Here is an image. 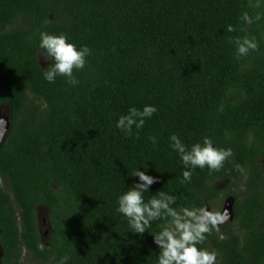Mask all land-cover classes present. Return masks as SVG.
Returning a JSON list of instances; mask_svg holds the SVG:
<instances>
[{
	"label": "trees",
	"instance_id": "1",
	"mask_svg": "<svg viewBox=\"0 0 264 264\" xmlns=\"http://www.w3.org/2000/svg\"><path fill=\"white\" fill-rule=\"evenodd\" d=\"M244 11L264 8L248 0H0V105L11 108L0 146L1 264H58L65 255L67 264H157L152 234L165 222L136 234L117 211L137 169L159 179L146 202L159 191L174 195L177 209L233 196L226 237L213 231L199 247L216 251V264H264V19L245 25ZM41 31L92 50L78 84L44 79L53 62H43ZM244 35L259 51L237 59L230 40ZM145 105L157 112L141 129L127 136L116 127ZM173 134L189 149L210 137L233 155L218 172L186 169ZM185 170L192 179L181 184ZM224 178L227 191L217 184Z\"/></svg>",
	"mask_w": 264,
	"mask_h": 264
},
{
	"label": "clouds",
	"instance_id": "2",
	"mask_svg": "<svg viewBox=\"0 0 264 264\" xmlns=\"http://www.w3.org/2000/svg\"><path fill=\"white\" fill-rule=\"evenodd\" d=\"M248 7L255 10L264 8V0H248ZM264 19V12L256 11L251 15L244 11L240 20L245 25H252ZM48 21H44L47 25ZM235 26L229 24L228 32H235ZM240 31H244L241 27ZM39 48L42 50L44 60H51L50 67L43 73L44 79L50 83L56 78L63 77L71 85L78 84L76 72L81 71L87 64V57L92 55V50L84 45L77 49L74 43L69 42L64 34H51L46 31L40 32ZM236 47V58L247 57L254 51H259V43L255 36H236L230 40ZM157 112L153 105H145L142 110L130 107L126 115H121L116 122V127L127 136L132 135V129H141L147 118ZM8 122L0 116V139L7 134ZM153 145L157 144L155 136L149 137ZM171 147L176 151L186 169L205 168L212 172L220 171L225 162L233 155L231 148H217L213 146L210 137H203L202 143H194L189 149L182 140L173 134L170 136ZM236 172L245 174L244 166L236 164ZM132 176L139 177V182L130 187L118 197L117 211L128 221L133 233L143 234L151 227L154 221H164L160 230L153 235L154 243L159 248L157 264H216L217 252L201 248L207 237L213 231L219 232L220 225L229 219V211L209 210L207 207H183L174 208L176 202L174 195L159 191L147 202L144 193L149 187L159 182L157 177L150 176L144 171L137 169ZM192 171L185 170L180 180L181 184L190 182ZM71 216V215H70ZM38 250L45 251V244L40 243ZM68 255L62 256L58 264H67Z\"/></svg>",
	"mask_w": 264,
	"mask_h": 264
},
{
	"label": "rangeland",
	"instance_id": "3",
	"mask_svg": "<svg viewBox=\"0 0 264 264\" xmlns=\"http://www.w3.org/2000/svg\"><path fill=\"white\" fill-rule=\"evenodd\" d=\"M43 62L46 63V60L43 59ZM9 111H10L9 106L0 107V115L1 116L8 117ZM218 184H219L218 185L219 188L225 189L226 191L228 190L229 183H228L227 179H225V178L219 179ZM225 199H226V197L223 200L220 198L217 200L210 201L205 207H207L209 210L223 211V209L229 207V205H231V202H232L231 198H228L226 202H225ZM229 212H231L233 214V210L231 208L229 209ZM231 213H229L230 217L225 223H228L231 219H233V216L231 215ZM39 220H40L41 232L43 235H46L48 232L49 225H48V221H47V210H46L45 206L40 207ZM233 221L234 220H232L231 222H233ZM225 223H223V224H225ZM222 225H220V231H219L220 234H222V230H221ZM231 227L233 228V230H235L237 226L233 224Z\"/></svg>",
	"mask_w": 264,
	"mask_h": 264
},
{
	"label": "flooded vegetation",
	"instance_id": "4",
	"mask_svg": "<svg viewBox=\"0 0 264 264\" xmlns=\"http://www.w3.org/2000/svg\"><path fill=\"white\" fill-rule=\"evenodd\" d=\"M3 106H9V105H3ZM0 107H2V105H0ZM9 110H10V111H9V116H8L7 118H10V119H11V108H10V106H9ZM0 116H1V115H0ZM2 117H5V116H2ZM5 118H6V117H5ZM8 133H9V132H8ZM7 135H8V134H7ZM2 144H3V143H2ZM2 144H0V146H1ZM225 179H226V178H225ZM227 180H228V183H229V179H227ZM217 184H218V182H217ZM218 185H219V184H218ZM223 190H225V189H223ZM240 194H243V193H240ZM222 196H223V195H222ZM223 197H224V198L226 197L225 202L227 201L228 198H231V199H232V202H231V205H232V206H231L230 208L233 210V209H234V208H233V204L235 203V199L233 198V196L230 195V196H228V197H227V196H223ZM224 198H223V199H224ZM230 208H228V211H229ZM229 213H231V212H229ZM231 215H232L233 218H234V210H233V214L231 213ZM229 217H230V216H229ZM232 220H233V219H231L229 222H231ZM235 223H236V222H235ZM223 225H224V224H223ZM223 225H222V226H223ZM229 230H230V229H229ZM231 230L233 231V229H231ZM226 235H227V233H225L224 230H223V231H222V237H224V236L226 237ZM1 256H2V251H1V248H0V260H1ZM0 264H1V261H0Z\"/></svg>",
	"mask_w": 264,
	"mask_h": 264
},
{
	"label": "water",
	"instance_id": "5",
	"mask_svg": "<svg viewBox=\"0 0 264 264\" xmlns=\"http://www.w3.org/2000/svg\"><path fill=\"white\" fill-rule=\"evenodd\" d=\"M3 118L8 122V128H7V134H8V132L11 129V119L10 118H7V117L6 118L3 117ZM7 134L4 135L2 139H0V144H2L6 140ZM231 206L232 205H229V207H227V209L230 208Z\"/></svg>",
	"mask_w": 264,
	"mask_h": 264
}]
</instances>
